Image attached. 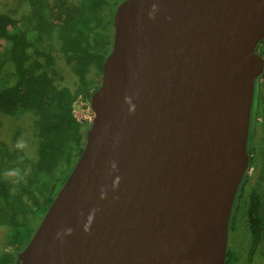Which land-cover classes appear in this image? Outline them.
I'll list each match as a JSON object with an SVG mask.
<instances>
[{
  "label": "water",
  "instance_id": "obj_1",
  "mask_svg": "<svg viewBox=\"0 0 264 264\" xmlns=\"http://www.w3.org/2000/svg\"><path fill=\"white\" fill-rule=\"evenodd\" d=\"M112 25L84 146L17 264H225L264 0H123Z\"/></svg>",
  "mask_w": 264,
  "mask_h": 264
},
{
  "label": "trees",
  "instance_id": "obj_2",
  "mask_svg": "<svg viewBox=\"0 0 264 264\" xmlns=\"http://www.w3.org/2000/svg\"><path fill=\"white\" fill-rule=\"evenodd\" d=\"M103 5L110 4L107 0H80L73 16L68 15L66 29L57 33L58 49L78 76L74 89L56 83L57 77L52 68L53 44L42 36L46 30H52L49 24L35 19V28L39 31V34L35 35L28 20H19L8 13L0 12V112L10 116L24 112L36 114L38 155L35 171L38 173L51 176L56 166L71 161L73 167L84 146L90 122L79 121L73 108L74 101L79 96L91 102L95 89H88L85 71L94 64L102 73L104 59L112 45L113 26L111 30L103 33L106 40L102 44L92 41L93 27L100 23ZM112 19L113 13L110 16L111 25ZM260 42H264V39ZM262 53L264 54V50ZM258 116L264 117V79L259 81V78L256 82L248 139L250 164L240 182L239 192L251 177L248 174L251 165L260 160V165L257 166H264V162H261L262 147L255 153L256 148L251 143L257 124L264 127V122H257ZM70 150L73 151L71 156L68 155ZM74 153L77 154L76 157ZM67 167L61 169L64 170V176L52 195L50 185L48 186L49 193L44 196L42 213H45L68 171L70 172L71 168L65 172ZM257 169V179L250 187L242 209L243 225L247 226L250 235L249 258L257 252L264 257V172ZM239 192L231 214L230 230L234 228L237 217L235 205ZM23 209V204L8 188L0 166V225L10 223L15 212ZM30 220L13 223L8 232L11 248L0 253V264H17V252L26 245L34 230L28 226ZM229 247L228 245L226 264H236L239 255Z\"/></svg>",
  "mask_w": 264,
  "mask_h": 264
},
{
  "label": "rangeland",
  "instance_id": "obj_3",
  "mask_svg": "<svg viewBox=\"0 0 264 264\" xmlns=\"http://www.w3.org/2000/svg\"><path fill=\"white\" fill-rule=\"evenodd\" d=\"M107 1L110 5H103L101 7L100 23L93 27L92 41L98 44H102L106 40L103 33L111 30L113 26L110 22V16L112 13L114 14L116 6L123 0ZM79 2L80 0H0V12L8 13L19 20H28L35 35L39 34V31L35 28V19L36 21L42 20L49 24L52 30H46L42 36L46 41L53 44L54 62L52 68L55 70L57 77L56 83L59 86H69L73 89L78 82V76L73 71L71 64L66 61L58 49L57 33L66 29L65 22L69 17L73 16V12L75 8L77 9ZM69 14L70 16L68 17ZM256 50L264 58V54L262 53L264 50V42L258 43ZM85 77L90 91L96 89L102 81V73L94 64H91L87 68ZM258 78L259 81L264 79V70ZM73 109L75 116L80 121L93 118L94 110L91 102L81 96L74 101ZM36 119L37 116L33 112H24L14 116L0 112V166L2 175L12 194L24 206L23 211L15 212V216L10 223L0 225V253L9 251L11 248L8 232L13 223L31 219L28 226L32 229L39 224L44 214L41 212L44 196L49 193L48 186L50 185V194L52 195L64 176V170L61 169L68 166L65 169L66 172L72 168L73 161L56 166L51 176L35 171L38 155ZM257 122H264V117L258 116ZM257 125L251 143L256 148L255 153H258V149L262 147L261 162H264V127L260 124ZM21 139L25 142V146L22 149L15 146L17 141ZM72 153L73 151L70 150L68 155L71 156ZM74 155L76 157L77 154L74 153ZM259 161L255 165L252 164L249 168L248 174L251 177L241 192L238 189L239 197L235 205L237 217L234 228L229 230L230 241L228 244L230 246L229 249L235 250L239 255L236 264H264V257L259 255L258 252L252 258H249L248 248L250 246V235L247 226L245 224L243 225L242 220L243 205L247 199L250 187L257 179L258 171L256 170L259 168L264 172V166H257L260 165L258 164ZM15 169H19V176H6L7 172Z\"/></svg>",
  "mask_w": 264,
  "mask_h": 264
},
{
  "label": "clouds",
  "instance_id": "obj_4",
  "mask_svg": "<svg viewBox=\"0 0 264 264\" xmlns=\"http://www.w3.org/2000/svg\"><path fill=\"white\" fill-rule=\"evenodd\" d=\"M153 7H156L155 5H153ZM17 148H23L25 146V142L21 139V140H18L16 145H15ZM113 167H115V165L113 164ZM6 176H19V169H15V170H12V171H9L6 173ZM119 182V178L116 179L115 181V184H118ZM102 197H103V193L101 194ZM98 209H93L91 211V213L89 214L88 216V220H87V223L85 224V231L87 232L89 230V225L91 224L92 220L94 219V213L97 211ZM72 231V229H66L65 230V234H70ZM57 236H59V232L57 233Z\"/></svg>",
  "mask_w": 264,
  "mask_h": 264
},
{
  "label": "built area",
  "instance_id": "obj_5",
  "mask_svg": "<svg viewBox=\"0 0 264 264\" xmlns=\"http://www.w3.org/2000/svg\"><path fill=\"white\" fill-rule=\"evenodd\" d=\"M94 117H95V113H94V111H93V118H87V119H84V120L90 122V124H91V122L93 121ZM76 118H77V117H76ZM78 120H79V119H78ZM84 120H83V121H84ZM79 121H80V120H79Z\"/></svg>",
  "mask_w": 264,
  "mask_h": 264
},
{
  "label": "flooded vegetation",
  "instance_id": "obj_6",
  "mask_svg": "<svg viewBox=\"0 0 264 264\" xmlns=\"http://www.w3.org/2000/svg\"><path fill=\"white\" fill-rule=\"evenodd\" d=\"M96 89H97V88H96ZM96 89H95V90H96ZM95 90H94V91H95ZM39 222H40V221H39ZM229 230H230V228H229ZM229 241H230V240L228 239V244H229ZM225 264H226V261H225Z\"/></svg>",
  "mask_w": 264,
  "mask_h": 264
}]
</instances>
